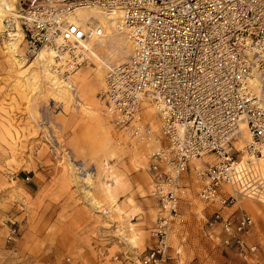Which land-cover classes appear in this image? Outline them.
Segmentation results:
<instances>
[{
    "label": "built area",
    "instance_id": "1",
    "mask_svg": "<svg viewBox=\"0 0 264 264\" xmlns=\"http://www.w3.org/2000/svg\"><path fill=\"white\" fill-rule=\"evenodd\" d=\"M90 7L117 15L131 45L106 68L98 92L103 113L136 141L158 142L148 155L155 224L136 264H181L182 244L171 242L184 220L181 175L204 155L212 156L196 173L200 199L215 205L207 221L218 224L222 242L252 252L257 245L244 237L253 218L230 207L234 193L264 203V0H15L0 35L19 38L30 56L53 48L54 68L69 82L90 62V39L104 34L95 18L71 19ZM148 106L158 128L144 114ZM244 130L249 137L236 147Z\"/></svg>",
    "mask_w": 264,
    "mask_h": 264
},
{
    "label": "rangeland",
    "instance_id": "2",
    "mask_svg": "<svg viewBox=\"0 0 264 264\" xmlns=\"http://www.w3.org/2000/svg\"><path fill=\"white\" fill-rule=\"evenodd\" d=\"M94 9L83 14L101 21L106 37L88 43L90 62L71 73L67 97L56 95L66 84L54 63L48 72L19 39L0 35V264H136L148 245L157 212L148 155L158 142L136 141L102 111L106 68L131 45L126 28L118 34L113 17ZM144 114L159 127L152 106ZM211 156L193 158L181 175L184 220L171 237L182 244L181 264H264V203L234 193L230 207L253 218L244 237L257 245L252 252L222 242L218 224L207 221L215 205L200 199L196 171Z\"/></svg>",
    "mask_w": 264,
    "mask_h": 264
},
{
    "label": "bare ground",
    "instance_id": "3",
    "mask_svg": "<svg viewBox=\"0 0 264 264\" xmlns=\"http://www.w3.org/2000/svg\"><path fill=\"white\" fill-rule=\"evenodd\" d=\"M2 1V3H4L5 4V10H3L2 9V7L0 6V18H1V16L3 15V13L6 11V13H8V12H16L15 11V5H14V0L12 1V3H11V1H10V3L9 2H7L6 0H1ZM91 8H96V7H90V8H79V9H77L76 10V16H71V19H77V18H81V19H85V18H87V16H85L83 13H85V12H87V10L88 9H91ZM97 9V8H96ZM88 12H91V11H88ZM94 12H98L99 14H101V15H103L101 12V10H95L94 9ZM5 13V14H6ZM5 14L3 15V17L5 16ZM107 16H109V17H113L112 18V20H114V28L116 29V30H118L119 31V33L118 34H122L125 30H124V27H119V23H118V19H117V15H107ZM90 19V18H89ZM117 19V20H116ZM2 20H3V18H2ZM101 22V21H100ZM102 24V23H101ZM102 26H103V28H104V34H102L101 36H99V37H92L91 39H90V41H89V44L91 43V42H93V41H96V40H99V39H103V38H105L106 37V27L102 24ZM113 28V29H114ZM19 38H16V39H14V40H18ZM88 44V45H89ZM48 52V53H47ZM38 57H37V56ZM56 55V53H55V50L53 49V48H51V47H49V48H46V47H42V48H40L36 53H35V55L34 56H36L37 57V61L41 64V65H43L44 67H45V69L49 72V68H50V66L54 63V59L52 58V56L54 57ZM24 58L23 57H21V60H23ZM105 63V62H104ZM59 75V74H58ZM55 76V75H54ZM70 77V76H69ZM58 78V77H57ZM66 78V77H65ZM58 82V81H57ZM62 84V83H64V84H66V85H63V87H65V88H63V87H60L59 88V90H57L56 91V95H57V97H60V96H62V97H64V96H66V95H70V93H69V90L68 89H66V88H73L72 86H73V84H71L70 83V81L68 82V80L67 81H64L62 78H60V81H59V84ZM74 89V88H73ZM67 97V96H66ZM240 127L241 128H244L245 129V124L244 123H240ZM245 137H249V134L246 132V130H244L243 132H242V134L238 137V138H236V142H237V144L239 145V147H241L242 145L240 144V142L241 141H243V143H244V141H245ZM264 159V154L262 155V156H260V158L258 159L259 160V162H260V160L261 159ZM262 159V160H263ZM260 165H261V163H260ZM261 167H262V165H261ZM262 169H263V167H262ZM264 171V170H263ZM108 186H111V184H109L108 183Z\"/></svg>",
    "mask_w": 264,
    "mask_h": 264
},
{
    "label": "crops",
    "instance_id": "4",
    "mask_svg": "<svg viewBox=\"0 0 264 264\" xmlns=\"http://www.w3.org/2000/svg\"><path fill=\"white\" fill-rule=\"evenodd\" d=\"M255 250H257V247H256V249H254L253 251H255Z\"/></svg>",
    "mask_w": 264,
    "mask_h": 264
}]
</instances>
